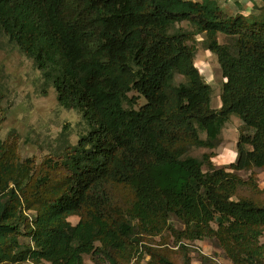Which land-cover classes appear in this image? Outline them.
<instances>
[{
  "label": "trees",
  "instance_id": "16d2710c",
  "mask_svg": "<svg viewBox=\"0 0 264 264\" xmlns=\"http://www.w3.org/2000/svg\"><path fill=\"white\" fill-rule=\"evenodd\" d=\"M2 34L89 130L41 162L23 158L17 132L0 139V264H179L175 247L191 264L190 243L205 239L235 264H264V199L240 175L264 169V5L231 15L218 0H0ZM201 35L224 78L218 108L196 65ZM232 116L238 156L220 167ZM165 232L173 247L147 242Z\"/></svg>",
  "mask_w": 264,
  "mask_h": 264
},
{
  "label": "rangeland",
  "instance_id": "374dc122",
  "mask_svg": "<svg viewBox=\"0 0 264 264\" xmlns=\"http://www.w3.org/2000/svg\"><path fill=\"white\" fill-rule=\"evenodd\" d=\"M220 5L231 15L238 12L249 14L258 12L264 5V0L255 2L247 0H218ZM186 29H192L187 22L182 23ZM203 35L198 38L196 65L206 81L213 88V106L220 107V94L224 78L222 76L218 57L205 49ZM222 42L225 41L221 37ZM136 95L131 92L130 96ZM0 100L3 111L0 115V139L5 140L12 132L20 135L21 154L24 159L34 158L41 162L47 155H61L68 144L77 145L81 136L89 130L87 123L76 110L67 109L60 105L55 88L47 83L43 74L37 68L34 60L25 55L21 49L12 43L8 36H0ZM144 102L143 99L140 100ZM242 128V122L232 116L221 135V142L215 150L213 162L223 167L237 159V143ZM208 150H198L201 155ZM244 178L252 177L259 184V198L264 199V169L254 168L241 172ZM244 194H247L244 192ZM33 215L34 211H29ZM74 223L76 219L72 220ZM172 224L183 229L182 223L173 218ZM21 241L28 245L30 240L22 236ZM154 246H174L173 237L169 232L147 240ZM264 243V235L261 237ZM172 257L179 263L183 262V255L178 247ZM191 264H235L226 255L223 248L213 239H205L190 243ZM149 257L138 260L134 254L128 264H146ZM85 262L96 264L95 256L86 255ZM8 264V263H6ZM15 264H35L23 261ZM39 264H50L43 261ZM105 264H110L106 262Z\"/></svg>",
  "mask_w": 264,
  "mask_h": 264
}]
</instances>
